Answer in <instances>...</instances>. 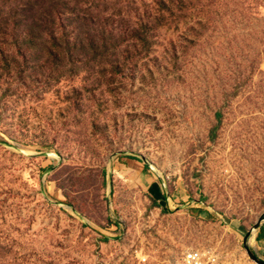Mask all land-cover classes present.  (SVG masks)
I'll use <instances>...</instances> for the list:
<instances>
[{"label": "rangeland", "instance_id": "rangeland-1", "mask_svg": "<svg viewBox=\"0 0 264 264\" xmlns=\"http://www.w3.org/2000/svg\"><path fill=\"white\" fill-rule=\"evenodd\" d=\"M176 1L180 30L112 93L83 99L86 74L0 71V264H178L190 251L255 264L244 240L264 218V0ZM259 233L249 249L264 262Z\"/></svg>", "mask_w": 264, "mask_h": 264}, {"label": "trees", "instance_id": "trees-1", "mask_svg": "<svg viewBox=\"0 0 264 264\" xmlns=\"http://www.w3.org/2000/svg\"><path fill=\"white\" fill-rule=\"evenodd\" d=\"M129 2L123 7L118 0H0L3 77L21 83L28 69H48V83H61L86 74L90 85L75 91L79 96H95L104 86L112 93L116 78L142 55L151 54L162 32L180 30L176 15L187 9L179 8L176 0H153L133 12ZM130 14L136 16L132 28L126 21ZM118 18L124 22L121 35L114 32ZM186 30L188 35L197 31L194 26ZM257 242H264V227Z\"/></svg>", "mask_w": 264, "mask_h": 264}, {"label": "built area", "instance_id": "built-area-1", "mask_svg": "<svg viewBox=\"0 0 264 264\" xmlns=\"http://www.w3.org/2000/svg\"><path fill=\"white\" fill-rule=\"evenodd\" d=\"M178 264H221V262L209 253L203 254L196 251H190Z\"/></svg>", "mask_w": 264, "mask_h": 264}, {"label": "water", "instance_id": "water-1", "mask_svg": "<svg viewBox=\"0 0 264 264\" xmlns=\"http://www.w3.org/2000/svg\"><path fill=\"white\" fill-rule=\"evenodd\" d=\"M263 222H264V218H262V219L259 221V223H258V224L254 227V229L252 230V232L249 233V234L247 235V237L245 238V240H244V246H245V249H246V251H247V254H248L250 260H251L252 262H254L255 264H264V262L261 261V260L258 258V256H257L255 253H253V252L249 249V241L251 240V237H252V235H253L255 232L261 230V227H262V223H263Z\"/></svg>", "mask_w": 264, "mask_h": 264}, {"label": "crops", "instance_id": "crops-1", "mask_svg": "<svg viewBox=\"0 0 264 264\" xmlns=\"http://www.w3.org/2000/svg\"><path fill=\"white\" fill-rule=\"evenodd\" d=\"M153 184H155V183H153Z\"/></svg>", "mask_w": 264, "mask_h": 264}]
</instances>
